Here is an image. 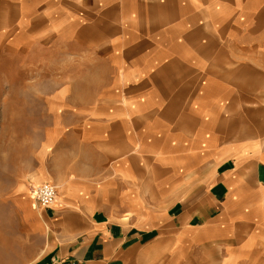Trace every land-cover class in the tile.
<instances>
[{"label": "crops", "instance_id": "crops-1", "mask_svg": "<svg viewBox=\"0 0 264 264\" xmlns=\"http://www.w3.org/2000/svg\"><path fill=\"white\" fill-rule=\"evenodd\" d=\"M3 10L16 30L44 25L93 48L108 69L92 77L109 79L79 90L90 100L46 106L26 178L58 195L51 207L23 202L45 235L24 264H264V0H0Z\"/></svg>", "mask_w": 264, "mask_h": 264}, {"label": "rangeland", "instance_id": "rangeland-1", "mask_svg": "<svg viewBox=\"0 0 264 264\" xmlns=\"http://www.w3.org/2000/svg\"><path fill=\"white\" fill-rule=\"evenodd\" d=\"M3 11L0 15V231H5L3 241L8 254L0 264H24L45 239L43 233L33 231L23 218V202L34 197L38 185L29 183L26 173L35 166L33 159L39 152L43 130L50 122L46 106L90 100L93 95L80 94L79 90L108 85L109 79L92 77L105 75L108 69L100 63L93 48L64 43L56 37V31L43 30L44 25L33 31L16 30L12 10ZM85 38L89 39L88 34ZM219 257L211 254L206 257L207 263L220 264L212 261ZM164 264L173 263L166 258ZM180 264H205V258L200 263L199 259L195 262L192 257L182 255Z\"/></svg>", "mask_w": 264, "mask_h": 264}, {"label": "built area", "instance_id": "built-area-1", "mask_svg": "<svg viewBox=\"0 0 264 264\" xmlns=\"http://www.w3.org/2000/svg\"><path fill=\"white\" fill-rule=\"evenodd\" d=\"M57 188L52 183H41L34 190V198L41 207H51L57 201Z\"/></svg>", "mask_w": 264, "mask_h": 264}]
</instances>
